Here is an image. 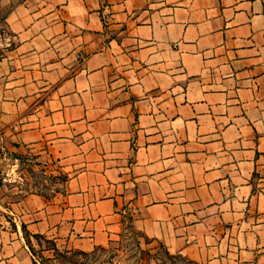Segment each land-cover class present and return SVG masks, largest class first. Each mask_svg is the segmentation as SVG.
<instances>
[{"label": "crops", "instance_id": "1", "mask_svg": "<svg viewBox=\"0 0 264 264\" xmlns=\"http://www.w3.org/2000/svg\"><path fill=\"white\" fill-rule=\"evenodd\" d=\"M26 155L58 188L6 176ZM127 219L264 264V0H0V264L37 263L26 231L89 252Z\"/></svg>", "mask_w": 264, "mask_h": 264}, {"label": "rangeland", "instance_id": "2", "mask_svg": "<svg viewBox=\"0 0 264 264\" xmlns=\"http://www.w3.org/2000/svg\"><path fill=\"white\" fill-rule=\"evenodd\" d=\"M14 163L10 162L6 176H15L22 187L49 193L63 179V175L52 174L48 166L31 155L19 157L16 166ZM26 236L33 244L36 264H195L180 254L170 253L160 241L134 229L129 219L119 236L89 252L59 248L50 239Z\"/></svg>", "mask_w": 264, "mask_h": 264}, {"label": "trees", "instance_id": "3", "mask_svg": "<svg viewBox=\"0 0 264 264\" xmlns=\"http://www.w3.org/2000/svg\"><path fill=\"white\" fill-rule=\"evenodd\" d=\"M26 233V235L27 234H29L27 231L25 232ZM35 237H37V238H44L43 236H41V235H34ZM29 241V240H28ZM29 244H30V247H31V249L33 248V244L29 241Z\"/></svg>", "mask_w": 264, "mask_h": 264}]
</instances>
